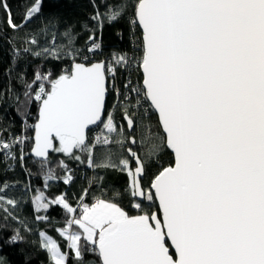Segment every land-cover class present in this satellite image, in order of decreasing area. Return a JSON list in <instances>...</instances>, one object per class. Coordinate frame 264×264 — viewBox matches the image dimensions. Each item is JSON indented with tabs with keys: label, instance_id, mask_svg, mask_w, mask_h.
<instances>
[{
	"label": "snow or ice",
	"instance_id": "1",
	"mask_svg": "<svg viewBox=\"0 0 264 264\" xmlns=\"http://www.w3.org/2000/svg\"><path fill=\"white\" fill-rule=\"evenodd\" d=\"M40 4L34 0L25 23L40 12ZM94 8L90 19L101 27L126 11L123 0L107 4L103 12ZM0 9L14 31L23 26L14 22L7 0H0ZM132 23L142 29L143 99L158 114L162 134L147 129L143 158L129 149L134 174L124 158L117 165L109 155L100 166L127 170L132 197L158 201L159 208L144 211L133 203L143 214L129 215L115 202L96 198L88 204L81 197L80 215L70 216L68 226L58 230L74 264H85V252L95 253L98 264H264V0H136ZM63 36L66 54L74 57L72 29ZM88 40V51L99 48L94 35ZM29 42L36 43L34 38ZM44 51L59 55L55 49ZM113 62L124 67L129 60L114 54ZM108 74L114 78L113 63L86 66L74 60L71 71L55 79L36 73L41 83L33 97L39 118L32 152L41 167L48 164L49 149L76 160L77 151H87L91 165L95 145H89L87 133L98 122L103 128L97 145L124 143L113 113L104 118ZM121 107L128 128H135L128 108ZM25 139L0 141L4 158L14 160L13 146ZM164 146L175 163L152 179L155 195H145L139 177ZM51 178L49 171L46 183ZM71 179L66 176L64 182ZM37 201L45 210L58 203L66 213L76 211L63 197L48 202L38 191ZM0 205L7 218L12 216L8 206L16 201L0 196ZM40 238L49 264H68L69 252L44 232ZM20 240L16 231L9 242Z\"/></svg>",
	"mask_w": 264,
	"mask_h": 264
},
{
	"label": "trees",
	"instance_id": "2",
	"mask_svg": "<svg viewBox=\"0 0 264 264\" xmlns=\"http://www.w3.org/2000/svg\"><path fill=\"white\" fill-rule=\"evenodd\" d=\"M120 2L122 0H41L40 12L25 23L24 16L34 0H7L14 22L17 25L23 24L15 31L8 26L5 13L0 9V141L11 143L16 137L26 138L22 145L13 146L14 160L5 159L3 150L0 149V189H3L0 196L5 200L16 201L14 207L8 206L12 216L5 218L6 214L0 211V264H49L48 253L41 248V232L56 240L62 251L69 252L68 264H74L66 238L58 231L68 226L67 220L72 215L66 213L58 203H50L46 210L39 208L42 201L33 203L38 191L43 193L48 202L56 197L66 198L74 209L81 204V197L83 203L88 204L96 198L115 202L129 215L143 214L132 207L133 203H140L144 211L158 209L156 201L144 199L139 202L132 197L127 170L100 166L110 155L112 162L117 165L121 158L127 159L132 169L134 161L128 154L129 149L143 158L147 148L144 142L148 135L147 129L150 128L152 133L162 134L158 117L151 106L142 102L141 95H134L132 92L135 91L128 90L134 87L135 82L137 84L142 80L138 64L143 55V40L137 23H132L136 0H123L126 11L113 23L105 21L101 27L90 19L96 10L94 4L103 12L107 4ZM68 28L74 33V57L66 54L67 40L63 33ZM89 35H94L95 41L99 40L98 51H88L92 45V41L88 40ZM33 38L35 44L29 42ZM45 49H55L59 55L53 56L51 52L46 53ZM114 53L126 54L129 60L130 72L127 67L121 72L119 67L118 73L125 83L127 75L131 76L133 85L124 89V97L127 96L128 99L123 106L128 108V114L136 122V127L127 131L123 108L120 104L114 105L115 96L108 92L104 117L108 112L113 113L114 121L123 129L124 143L97 145L91 165L87 151L76 152L80 156L79 160L64 153L51 152L48 164L41 167L39 161L30 155L39 106L33 97L41 83L35 80L36 73L51 74L52 79H55L61 73L70 71L73 60L80 62L82 58H88L90 60L85 61L87 64L102 62L111 58ZM28 85H32L31 89ZM140 88L137 87L138 90ZM137 99L140 100V105L134 106ZM131 137L135 141L133 145ZM172 163L173 156L166 146L147 162L141 178L145 195L150 191L149 186L154 176L162 167L172 166ZM49 171L52 178L47 179L46 183ZM66 176L72 178L67 184L64 182ZM37 216L45 219H37ZM77 228L78 226L73 227ZM16 231L20 232L22 240L10 243V238ZM84 259L85 264H98L95 253L85 252Z\"/></svg>",
	"mask_w": 264,
	"mask_h": 264
},
{
	"label": "built area",
	"instance_id": "3",
	"mask_svg": "<svg viewBox=\"0 0 264 264\" xmlns=\"http://www.w3.org/2000/svg\"><path fill=\"white\" fill-rule=\"evenodd\" d=\"M97 44H99V47H100V42H99V40L97 39V41H95ZM92 46V45H91ZM91 46H90V48H91ZM94 50H99V48H96V49H94ZM115 55H120V53H114ZM113 54V55H114ZM113 55H112V57L111 58H109V59H105V60H103L102 62L107 66L109 63H113V66H114V78H113V75L112 74H108V77H107V88H108V92H112V94L115 96V101H114V105H116V104H120V105H125L126 104V100H125V97H124V89H126L125 88V85H128V87L131 85H133V83H132V81H130V75L128 74L127 75V77H126V83L125 82H122V75H121V77L119 78V74L120 73H118V68H119V66H117V65H115L114 64V62H113ZM82 61H80L81 63L82 62H84L85 63V61H87V60H90V59H88V58H82L81 59ZM87 64V63H86ZM128 66H129V63L128 64H126V66H124V67H120V69H121V72H122V70H125V68L127 67V69H128V71L130 72V69L128 68ZM142 75V74H141ZM123 84V87H122V84ZM138 86H140L141 88L139 89V90H141V92H140V95L142 96L141 97V100H142V102H144L145 100L143 99V92H142V90H143V83H142V80H140L139 82H137V84H136V82H135V85H134V87H135V89H137V87ZM133 87V88H134ZM133 88H131V89H128L129 91H131L132 92V89ZM117 90H119V94L117 93ZM132 94H136L137 95V93L135 92V93H133L132 92ZM122 95H123V98H122ZM146 102V101H145ZM147 104H149L148 102H146ZM136 105V103L134 104V106ZM140 105V104H139ZM150 105V104H149ZM105 119H107V115H106V118ZM115 122V121H114ZM115 124L117 125V127L118 128H121L120 126H119V124L118 123H116L115 122ZM103 128V124L101 123V124H99L98 126H96L92 131H91V133H90V135H89V137H88V139H89V141L91 142V145L90 146H93V145H95V147H97V144H96V136L97 135H99L100 133H101V129ZM106 134V133H105ZM99 145H103V144H99ZM94 147V148H95ZM166 167H168V166H166ZM75 213H71V215H76V216H78V214L80 215V211H81V204H79L76 208H75ZM74 226H72V228H73Z\"/></svg>",
	"mask_w": 264,
	"mask_h": 264
},
{
	"label": "water",
	"instance_id": "4",
	"mask_svg": "<svg viewBox=\"0 0 264 264\" xmlns=\"http://www.w3.org/2000/svg\"><path fill=\"white\" fill-rule=\"evenodd\" d=\"M137 25H138V28L140 29V31H141V40H143V38H142V29L140 28V26H139V24L137 23ZM101 61H94L93 63H90V64H86V63H84V62H82L83 64H85L86 66H90L91 64H94V63H100ZM76 63H81V62H76ZM72 65V64H71ZM70 71H71V69H70ZM140 72H141V74H142V83H143V72H142V70H140ZM108 84H107V80H106V86H107ZM108 89V88H107ZM107 93H108V90H107V92H106V96H105V102H106V98H107ZM105 108H106V106H105ZM152 109V108H151ZM105 111V110H104ZM152 111L157 115V117H158V114L154 111V109H152ZM38 118H39V106H38V112H37V117H36V122L34 123V126H35V124L37 123V120H38ZM124 123H125V126H126V128H127V131H131L132 129H129L128 128V125H127V121L126 120H124ZM158 123H159V118H158ZM100 124V122H98V125ZM97 125H90L89 126V130H88V133H89V131H91L92 129H94L95 127H96ZM162 130V129H161ZM33 135H32V141H33V143H32V147H31V150H30V155L32 156V158L33 159H35V160H37L38 161V158L37 157H35V155L33 154V152H32V148H33V146H34V144H35V136H36V130H35V127H33ZM87 133V134H88ZM130 140H131V144L133 145L134 144V139H133V137H131L130 138ZM168 149V148H167ZM169 151H170V153L172 154V156H173V163H172V165H174V163H175V157H174V154L172 153V151L170 150V149H168ZM51 149H49V155L51 154ZM131 152H133V150H131ZM134 153V152H133ZM128 154H129V151H128ZM49 155H48V157H49ZM130 155V154H129ZM131 156V155H130ZM48 157H47V159H48ZM132 158H133V161H134V167L132 168L133 170V174L135 173V167H136V161H135V158L133 157V156H131ZM144 175V174H143ZM143 175H141L140 177H139V179H140V182H141V178L143 177ZM155 177V176H154ZM133 179H135L136 177H135V175H133V177H132ZM149 190L152 192V194H153V196L155 195V193H154V190H152L151 189V184H150V186H149ZM145 191V190H144ZM145 198L144 197H140V196H137V197H135V200L136 201H139V202H142L143 200H144ZM156 203H157V207L159 208V203H158V201H156ZM158 210V209H157ZM171 252H172V254L173 255H175V251H174V249H171Z\"/></svg>",
	"mask_w": 264,
	"mask_h": 264
},
{
	"label": "rangeland",
	"instance_id": "5",
	"mask_svg": "<svg viewBox=\"0 0 264 264\" xmlns=\"http://www.w3.org/2000/svg\"><path fill=\"white\" fill-rule=\"evenodd\" d=\"M88 141H89V139H88ZM56 143H57V146H59V145H58V142H56ZM92 203H93V202H92ZM78 215H79V214H78Z\"/></svg>",
	"mask_w": 264,
	"mask_h": 264
}]
</instances>
